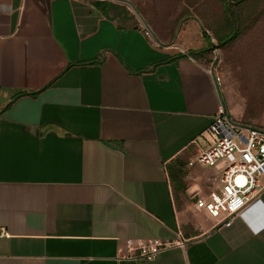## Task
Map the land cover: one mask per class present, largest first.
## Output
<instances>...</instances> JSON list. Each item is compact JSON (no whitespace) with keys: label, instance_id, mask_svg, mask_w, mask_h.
Here are the masks:
<instances>
[{"label":"crops","instance_id":"1","mask_svg":"<svg viewBox=\"0 0 264 264\" xmlns=\"http://www.w3.org/2000/svg\"><path fill=\"white\" fill-rule=\"evenodd\" d=\"M97 2L0 0V264H264V188L229 225L194 203L224 106L199 23L167 42Z\"/></svg>","mask_w":264,"mask_h":264},{"label":"rangeland","instance_id":"2","mask_svg":"<svg viewBox=\"0 0 264 264\" xmlns=\"http://www.w3.org/2000/svg\"><path fill=\"white\" fill-rule=\"evenodd\" d=\"M110 2L126 22L167 42L197 20L210 37L198 54L221 76L225 112L237 125L264 129V0H129L136 10Z\"/></svg>","mask_w":264,"mask_h":264},{"label":"built area","instance_id":"3","mask_svg":"<svg viewBox=\"0 0 264 264\" xmlns=\"http://www.w3.org/2000/svg\"><path fill=\"white\" fill-rule=\"evenodd\" d=\"M215 79L219 82L220 74ZM200 138L205 147L187 160V166L199 164L214 171L208 177L212 185L208 193L195 197L194 203L219 223L229 225L248 199L264 188V129L237 125L220 106ZM184 244L182 238L128 237L117 257L149 260L167 248Z\"/></svg>","mask_w":264,"mask_h":264},{"label":"trees","instance_id":"4","mask_svg":"<svg viewBox=\"0 0 264 264\" xmlns=\"http://www.w3.org/2000/svg\"><path fill=\"white\" fill-rule=\"evenodd\" d=\"M97 1H98L97 4H107V5H111L110 4L111 2L110 1H107V0H97ZM234 34H235V27L232 26V30H231L230 34L228 36H226L225 40H227L230 37L234 36ZM202 35H203V37H204L205 40L210 41V37L206 33H202Z\"/></svg>","mask_w":264,"mask_h":264},{"label":"bare ground","instance_id":"5","mask_svg":"<svg viewBox=\"0 0 264 264\" xmlns=\"http://www.w3.org/2000/svg\"><path fill=\"white\" fill-rule=\"evenodd\" d=\"M120 1V0H119ZM121 2H127L131 5V3L129 2V0H121ZM132 6V5H131ZM133 8V7H132Z\"/></svg>","mask_w":264,"mask_h":264},{"label":"water","instance_id":"6","mask_svg":"<svg viewBox=\"0 0 264 264\" xmlns=\"http://www.w3.org/2000/svg\"><path fill=\"white\" fill-rule=\"evenodd\" d=\"M115 1H119V0H115ZM121 1V0H120ZM132 5V4H131ZM132 7L135 9V7L132 5ZM136 10V9H135Z\"/></svg>","mask_w":264,"mask_h":264}]
</instances>
